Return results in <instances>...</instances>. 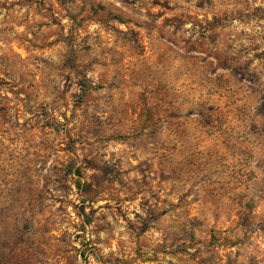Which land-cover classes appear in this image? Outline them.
I'll return each mask as SVG.
<instances>
[{"label": "rangeland", "instance_id": "rangeland-1", "mask_svg": "<svg viewBox=\"0 0 264 264\" xmlns=\"http://www.w3.org/2000/svg\"><path fill=\"white\" fill-rule=\"evenodd\" d=\"M264 0H0V264H264Z\"/></svg>", "mask_w": 264, "mask_h": 264}, {"label": "trees", "instance_id": "trees-1", "mask_svg": "<svg viewBox=\"0 0 264 264\" xmlns=\"http://www.w3.org/2000/svg\"><path fill=\"white\" fill-rule=\"evenodd\" d=\"M261 230H262L263 233H264V222H263V224L261 225Z\"/></svg>", "mask_w": 264, "mask_h": 264}]
</instances>
